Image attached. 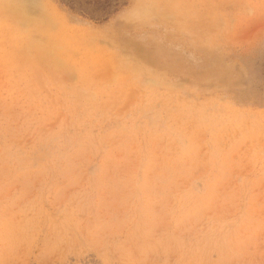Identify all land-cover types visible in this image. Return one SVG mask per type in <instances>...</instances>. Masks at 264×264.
<instances>
[{
	"label": "rangeland",
	"instance_id": "374dc122",
	"mask_svg": "<svg viewBox=\"0 0 264 264\" xmlns=\"http://www.w3.org/2000/svg\"><path fill=\"white\" fill-rule=\"evenodd\" d=\"M0 264H264V0H0Z\"/></svg>",
	"mask_w": 264,
	"mask_h": 264
},
{
	"label": "trees",
	"instance_id": "16d2710c",
	"mask_svg": "<svg viewBox=\"0 0 264 264\" xmlns=\"http://www.w3.org/2000/svg\"><path fill=\"white\" fill-rule=\"evenodd\" d=\"M72 11L104 23L126 5V0H61Z\"/></svg>",
	"mask_w": 264,
	"mask_h": 264
}]
</instances>
